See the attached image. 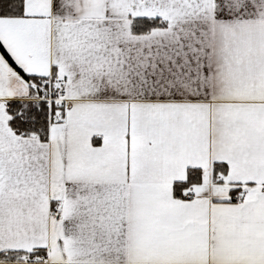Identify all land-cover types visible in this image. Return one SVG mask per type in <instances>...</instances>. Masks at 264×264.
I'll return each instance as SVG.
<instances>
[{"label":"snow or ice","instance_id":"6c2138e0","mask_svg":"<svg viewBox=\"0 0 264 264\" xmlns=\"http://www.w3.org/2000/svg\"><path fill=\"white\" fill-rule=\"evenodd\" d=\"M0 264H264V0H0Z\"/></svg>","mask_w":264,"mask_h":264}]
</instances>
